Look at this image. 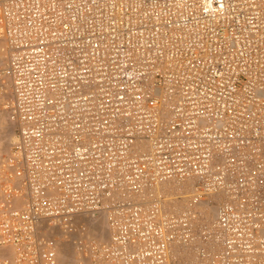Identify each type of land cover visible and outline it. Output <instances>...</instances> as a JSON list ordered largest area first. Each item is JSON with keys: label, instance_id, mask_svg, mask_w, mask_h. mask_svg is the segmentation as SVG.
Returning a JSON list of instances; mask_svg holds the SVG:
<instances>
[{"label": "built area", "instance_id": "obj_1", "mask_svg": "<svg viewBox=\"0 0 264 264\" xmlns=\"http://www.w3.org/2000/svg\"><path fill=\"white\" fill-rule=\"evenodd\" d=\"M0 42V264H61L45 222L101 264H264V0H0Z\"/></svg>", "mask_w": 264, "mask_h": 264}, {"label": "rangeland", "instance_id": "obj_2", "mask_svg": "<svg viewBox=\"0 0 264 264\" xmlns=\"http://www.w3.org/2000/svg\"><path fill=\"white\" fill-rule=\"evenodd\" d=\"M1 49L2 42H0V68L5 62ZM1 104H3L2 99L0 100V159L10 152L16 132L15 126L9 119V114L2 109ZM87 231V236L98 242H106L110 238L107 224L104 219H100L97 222L87 223ZM41 232L54 242L61 264H101L94 260L90 251H80L77 249L71 238L58 228H52L48 222L41 225Z\"/></svg>", "mask_w": 264, "mask_h": 264}, {"label": "bare ground", "instance_id": "obj_3", "mask_svg": "<svg viewBox=\"0 0 264 264\" xmlns=\"http://www.w3.org/2000/svg\"><path fill=\"white\" fill-rule=\"evenodd\" d=\"M2 63V62H1ZM212 215H213V213H212ZM103 222V221H102ZM88 232V231H87ZM102 240V239H101ZM104 240V239H103ZM103 242V241H102ZM75 254V253H74ZM75 257V256H74ZM80 258H81V256H80ZM73 260V259H72ZM77 260H79V259H77ZM77 260H75V261H77ZM69 263V262H68Z\"/></svg>", "mask_w": 264, "mask_h": 264}]
</instances>
